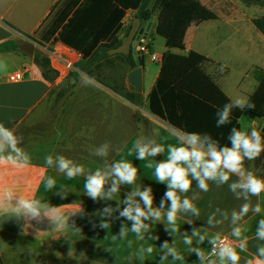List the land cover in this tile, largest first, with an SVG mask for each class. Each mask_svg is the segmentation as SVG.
Returning a JSON list of instances; mask_svg holds the SVG:
<instances>
[{
	"label": "crops",
	"instance_id": "obj_1",
	"mask_svg": "<svg viewBox=\"0 0 264 264\" xmlns=\"http://www.w3.org/2000/svg\"><path fill=\"white\" fill-rule=\"evenodd\" d=\"M59 1L0 0V44L22 41L21 45L31 40L41 46L39 38L47 43L40 47V51H49L52 66L62 76L69 70L77 74L76 80L71 82L74 84H70L53 106L47 100L51 93L49 89L57 87L60 78L53 83L44 81L33 65L32 57L20 49L0 52V125L16 140V151H12L8 141L0 137L4 149L0 154H11L15 159L14 164H0V264H231L227 258L222 262L219 255L205 260L208 249L220 237L229 239L240 256L239 264H256L257 259H264L258 252L264 247V239L257 236L259 221L264 219V192L256 197L240 187L234 191L230 188L233 183L245 181L249 175L263 179L256 159H245L240 173L231 174L228 183L221 184L218 178L207 180L206 192L198 187V181L191 175L188 177L192 181L189 191L170 187L171 177L160 182L155 175L156 166L163 159L161 151L152 154L158 148L154 132H168L179 143L178 147L189 146L191 139L155 118L148 110L147 96L160 76V65L152 86L142 96L141 89L137 93L128 84L127 76L134 69L123 62L126 73L122 80L128 91L124 96L136 95V104L126 101L137 113H121L118 132L125 130V136L120 134L112 139L113 128L107 121L112 113L105 112L108 107L103 95L115 100L116 97L95 79L115 83L117 66L113 59L117 57H112L108 51L109 57H102L91 66L89 70L94 79L74 68L81 54L88 55L87 58L94 53L101 56L100 47L115 37L123 39L142 0H61L54 18L44 23ZM163 1L165 5L170 0ZM173 2L199 8L187 15L177 35V43L182 49L168 50L164 46V52L168 50L170 54L184 56L176 74L177 81L172 82L236 116L239 133L249 138L253 132L260 134L263 121L249 120L243 129L241 111L236 110L234 100L220 89L221 84L217 90L205 77L211 71L223 68L228 55L238 57L239 50L244 53V48H237V53L225 48L218 57H213L208 30L200 32L198 37L189 28L196 11L200 18L206 16L204 22L212 19L234 22L240 13L251 12L252 18L248 19L251 23L253 19L264 18V0ZM59 20L61 23L52 33ZM151 23L150 30L154 26ZM145 26L146 23H142V27ZM58 33L62 34L67 45L57 43L50 47ZM185 34L188 44L182 39ZM196 57L200 59L196 65L198 74L192 75L190 69ZM6 64L12 69L4 70ZM243 64L241 61V66ZM22 66L30 70L25 79L18 84L6 82L5 76ZM248 66L258 70L259 78L253 90L246 94L245 104L264 72V58L250 61ZM143 77L144 62L141 84ZM40 106H45L48 113H35ZM66 106L76 111L59 113ZM115 115L117 117V113ZM139 117L148 123V129L145 127L141 131ZM124 139L126 145L145 147L154 157L153 163H138L132 182L122 180L115 172L117 165L124 164L117 143ZM83 145H89L87 151L82 149ZM192 146L208 152L197 143ZM47 157H51V164L47 163ZM61 157L69 162L70 169H80L72 179L67 177V169L59 170ZM182 166L187 168V164ZM93 176L103 180L102 189L95 197L86 194V184ZM49 180L53 181L51 187L48 186ZM169 191L174 193L173 198L177 201L174 211L173 198L166 195ZM143 193H148L151 205L145 202ZM21 199L32 203L39 214L33 216L28 212L20 204ZM185 199L190 201L191 208L184 206ZM244 204L250 205L248 213L242 219L234 220L233 213H239ZM257 205L259 213L253 211ZM137 209L144 215H139ZM126 211L129 215H124ZM170 212L173 213L172 220H169ZM102 224H107L108 228ZM236 228L240 229L238 237L232 235ZM244 244L247 250L241 251Z\"/></svg>",
	"mask_w": 264,
	"mask_h": 264
},
{
	"label": "rangeland",
	"instance_id": "obj_2",
	"mask_svg": "<svg viewBox=\"0 0 264 264\" xmlns=\"http://www.w3.org/2000/svg\"><path fill=\"white\" fill-rule=\"evenodd\" d=\"M164 5L163 0H153L150 6L151 13H152V22L154 23L153 28H151L149 35L147 36V40L145 44L147 45L148 49L151 53H155L157 55H162L164 52L165 46V38L167 36L172 38L174 42L177 43V35L182 29V26L185 22V19L191 9L192 6H179L174 4L173 0L169 2H165ZM199 7H195L192 9L193 11L198 9ZM191 10V11H192ZM208 15V13H206ZM204 15L202 18L199 16V12H195V18L191 22V27L189 30L193 31L199 37V33L202 31H207L209 40L212 41V49H211V56L218 57L219 54L227 48L228 52L232 49L237 53V48H244V53L240 50L238 51V57H231L230 55L227 56V64L223 66V68L215 69L211 71V73L206 79L212 81V85L215 89H220L227 92L228 96L234 100V106L237 111H242L245 107V96L246 94L250 93L255 85V82L259 78V72L253 67L248 66L250 61L260 59V57L264 58V39L258 33V31L254 28V26L248 22V19L252 18V13L247 12L244 15L240 13L236 18L237 21L234 22H227V21H219V20H207L204 22ZM157 26V29H156ZM157 30V31H156ZM191 31L187 32L190 35ZM197 38L195 40L197 41ZM186 34L182 39L184 40L185 44H188V40L186 39ZM178 45V43H177ZM177 49H182V45L176 46ZM46 55H49V51L42 50ZM184 56L182 55H175L169 54L167 60L163 62L161 65L162 71L164 70V78H168L171 80L176 79V74L180 70V64ZM115 60V66H117L116 70V78L114 82H104L99 79H95L99 84L105 86L111 92H113V96L116 97V100L113 98H108L103 95L100 97L106 102L108 109L105 111L106 113H112L110 118H107L108 124L110 127L113 128L111 133V139L117 137L121 134L125 136V130H120L118 132V128H120L119 122L121 121V113H137L134 107L126 101L124 93L128 92L124 87L122 78L125 77V65L123 62L125 61L124 58L121 56L113 59ZM241 61H243V65L241 66ZM144 62V77L142 79L141 84V95L144 96L148 91L149 88L152 86L155 76L160 70V67L156 63H151L149 61V56H143ZM125 64V63H124ZM160 65V64H159ZM4 70H11L9 64L4 65ZM122 69V70H121ZM71 70H69L70 72ZM68 75V73H67ZM67 75H64L60 78V83L57 84V87L50 88V95L47 99L50 103H54V100L60 91H66L70 88L69 82L65 80ZM184 77V76H183ZM182 79L181 81H183ZM177 81V80H175ZM74 84V83H73ZM71 84V86L73 85ZM132 96H135L134 94ZM43 103H47L44 101ZM103 105L101 106V111H103ZM71 106L63 107L59 113H72ZM55 113L54 110H52ZM35 113H48L45 110V106H40ZM101 113V112H99ZM117 113V117L115 115ZM101 120V118H100ZM143 118L139 117V126L141 131L148 129V123H144L142 121ZM117 123V125H116ZM250 121L246 117H241L240 124L243 129L247 127ZM107 124V123H106ZM146 125V126H145ZM150 126H154L150 124ZM87 127V125H86ZM115 128V130H114ZM117 128V129H116ZM152 129H155L152 127ZM117 131V132H116ZM154 139L157 144V147L161 149V156L163 162L168 159V154L170 148L178 147V142L171 137V135L166 132L155 131L154 132ZM142 142V141H141ZM145 141L143 140V143ZM119 146V157L123 161V163L130 164L132 167L136 169L138 167L139 162L145 163H153L154 157L151 152L145 147H137L133 145H126V140L117 141ZM89 146V145H88ZM88 146H82L83 150H86ZM143 150L144 155L143 158L139 156L140 151ZM87 151V150H86Z\"/></svg>",
	"mask_w": 264,
	"mask_h": 264
},
{
	"label": "trees",
	"instance_id": "obj_3",
	"mask_svg": "<svg viewBox=\"0 0 264 264\" xmlns=\"http://www.w3.org/2000/svg\"><path fill=\"white\" fill-rule=\"evenodd\" d=\"M153 0H142L139 4L138 10L135 13L133 18H138L142 23L152 22V13H151V3ZM61 5V0L58 4L52 8L49 15L44 20L48 22L54 18L56 11ZM195 7L192 6L189 13ZM61 23L59 20L55 26L52 28V33L56 31L57 26ZM254 28L260 33L264 38V18H257L251 21ZM131 27V22L127 26L123 39L128 35V32ZM165 46L168 50L177 48V43L174 42L172 38L164 36ZM122 39L115 37L110 43L100 47L102 51L101 56L99 53H94L93 55H83L81 54L80 59L74 63V68L78 71L84 73L89 78L94 79L92 71L89 68L97 64L101 58L109 57L107 52L115 49L121 43ZM22 41H5L0 44V52H10V51H19V45ZM38 42L41 46H45L46 42L38 38ZM66 44L63 39L62 34L58 33L53 41L50 43V47H53L55 44ZM148 48V47H147ZM168 50L162 54V60L160 67L165 62L169 56ZM121 55H112V57H120ZM125 59L124 63L131 69H135L137 64L134 62L131 55L128 57H123ZM200 61L199 58H195L194 63L191 65L190 73L192 75H197L198 70H196V65ZM33 65L39 71L41 78L49 83H53L56 79L59 78V72L52 66L51 59L48 55L42 53L41 51H35L32 56ZM143 63V60H142ZM164 70L160 76L154 82L148 96H147V107L155 118L166 123L171 128L181 132L188 138H192L193 134H197L196 143L202 147L209 150L211 147H215L219 150L222 147H231L230 136L233 135V130L240 132V126L237 122V117L232 115V113L219 108L218 106L212 104L206 100L203 96H198L188 89L174 84L171 79L164 78ZM67 81L74 82L77 78V74L74 71L68 73ZM73 80V81H72ZM63 91H60L56 96L53 106L59 101L63 96ZM126 100L132 104H136V95L135 96H125ZM249 104H254L253 109L249 108ZM264 72L261 75L259 84L253 94L248 97V100L245 104V107L241 111V115L246 117L248 120L260 119L264 123ZM227 112V119H224V113ZM223 121V122H222ZM260 143L264 145V125L261 130V133L258 134ZM256 166L260 165L262 170L263 179H264V151H262L258 158L255 160Z\"/></svg>",
	"mask_w": 264,
	"mask_h": 264
},
{
	"label": "clouds",
	"instance_id": "obj_4",
	"mask_svg": "<svg viewBox=\"0 0 264 264\" xmlns=\"http://www.w3.org/2000/svg\"><path fill=\"white\" fill-rule=\"evenodd\" d=\"M249 108L253 109L254 104H249ZM224 119H227V112L224 113ZM223 122V121H222ZM0 137L5 138L8 141L9 147L12 151H16L15 143L16 140L13 135L4 129L3 125H0ZM231 140V147H222L217 150L215 147H211L208 152H203L192 145L197 141V134H193L191 138V144L187 147L179 146L170 148L168 159L156 166L155 175L160 182H163L168 177H171L170 187L179 188L183 192H187L191 188L192 181L188 178L189 175L193 179L198 181V187L203 191H208L207 180L219 179L221 184L228 183L231 174L240 173L243 162L245 159L254 160L259 157L260 153L264 151V145L260 143L259 136L256 132L252 133V137L249 138L239 132L233 130V135L229 137ZM3 145L0 144V153L3 152ZM161 149H154L152 154L155 155ZM144 152L140 151L139 156L143 158ZM46 161L48 164L52 163L51 157H47ZM15 163L14 157L9 154L4 156L0 154V164ZM59 170L64 171L67 169V177L72 179L76 172L80 169H70L69 162L61 157L58 161ZM187 164V168L182 165ZM136 169L132 168L130 164L117 165L115 167L116 174L124 181L132 182L136 173ZM103 180L98 176L90 177L86 189L88 195L95 197L102 189ZM53 181H48V186L51 187ZM237 187L244 189L245 193L252 196L259 197L261 192H264V179L257 178L254 175H249L245 181L240 183H233L230 188L234 191ZM168 198H173L174 193L172 191L167 192ZM143 199L149 205H151V198L148 193L142 194ZM20 204L28 210L33 216L39 214V211L33 207L32 203L21 199ZM184 206L191 208L192 204L188 199L184 200ZM250 205L244 204L241 206L239 213H233L234 220L242 219L249 211ZM177 208V201L173 198L172 209L173 211ZM253 211L255 213L260 212V207L257 205ZM139 215H144L137 209ZM124 215H129V212H125ZM60 219L59 217L57 218ZM173 219V213H169V220ZM259 230L257 236L260 239H264V219L259 221ZM104 228H108L107 224L101 225ZM123 234V230H121ZM240 229H233L232 235L239 236ZM246 244L241 246V251H246ZM259 257L264 258V247L258 249ZM219 256L223 262L225 258L231 262V264H239L240 256L234 248L230 246H224L220 249ZM256 264H264V259H257Z\"/></svg>",
	"mask_w": 264,
	"mask_h": 264
},
{
	"label": "water",
	"instance_id": "obj_5",
	"mask_svg": "<svg viewBox=\"0 0 264 264\" xmlns=\"http://www.w3.org/2000/svg\"><path fill=\"white\" fill-rule=\"evenodd\" d=\"M151 22H148L145 27H142V21L138 18H133L128 35L122 39L120 45L115 49L110 50L109 55H121L123 57L132 56L137 68L131 71L127 76L128 84L137 92L141 89V67L142 59L139 55L141 45L145 42L147 34L151 27ZM40 45L34 41L28 40L19 46L20 51L32 57L35 51L40 52ZM73 81V80H72ZM71 81L69 82V85Z\"/></svg>",
	"mask_w": 264,
	"mask_h": 264
},
{
	"label": "built area",
	"instance_id": "obj_6",
	"mask_svg": "<svg viewBox=\"0 0 264 264\" xmlns=\"http://www.w3.org/2000/svg\"><path fill=\"white\" fill-rule=\"evenodd\" d=\"M139 55L141 57V59L143 60V56L144 55H148L149 56V61L151 63H156V64H160L161 60H162V55H157L155 53H151L150 50L147 48V45L145 43H143L140 47L139 50ZM29 68L27 66H22L21 68L8 73L5 76V80L6 82H8L9 84H18L21 83L26 75L29 73ZM62 77L61 72H59V78ZM224 246H230L232 247L231 242L229 241L228 238L226 237H220L218 238L212 245L211 247L208 249V253L205 256V260H209L211 258H213L214 256L219 255L220 249Z\"/></svg>",
	"mask_w": 264,
	"mask_h": 264
}]
</instances>
